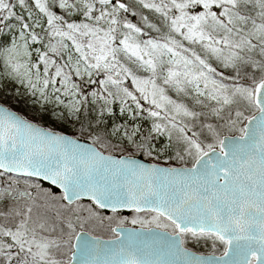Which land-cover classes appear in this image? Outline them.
Here are the masks:
<instances>
[{"label": "snow or ice", "instance_id": "1", "mask_svg": "<svg viewBox=\"0 0 264 264\" xmlns=\"http://www.w3.org/2000/svg\"><path fill=\"white\" fill-rule=\"evenodd\" d=\"M0 264H264V0H0Z\"/></svg>", "mask_w": 264, "mask_h": 264}, {"label": "rangeland", "instance_id": "2", "mask_svg": "<svg viewBox=\"0 0 264 264\" xmlns=\"http://www.w3.org/2000/svg\"><path fill=\"white\" fill-rule=\"evenodd\" d=\"M119 113H118V108H117V115H118ZM127 215V214H126ZM130 215V214H129Z\"/></svg>", "mask_w": 264, "mask_h": 264}, {"label": "trees", "instance_id": "3", "mask_svg": "<svg viewBox=\"0 0 264 264\" xmlns=\"http://www.w3.org/2000/svg\"><path fill=\"white\" fill-rule=\"evenodd\" d=\"M143 158V157H142ZM45 184V186H47V184L46 183H44ZM125 213H127V212H125Z\"/></svg>", "mask_w": 264, "mask_h": 264}, {"label": "flooded vegetation", "instance_id": "4", "mask_svg": "<svg viewBox=\"0 0 264 264\" xmlns=\"http://www.w3.org/2000/svg\"><path fill=\"white\" fill-rule=\"evenodd\" d=\"M125 214L129 215L130 213H125Z\"/></svg>", "mask_w": 264, "mask_h": 264}, {"label": "water", "instance_id": "5", "mask_svg": "<svg viewBox=\"0 0 264 264\" xmlns=\"http://www.w3.org/2000/svg\"><path fill=\"white\" fill-rule=\"evenodd\" d=\"M142 159V158H141ZM143 160V159H142ZM45 183H47V182H45Z\"/></svg>", "mask_w": 264, "mask_h": 264}]
</instances>
